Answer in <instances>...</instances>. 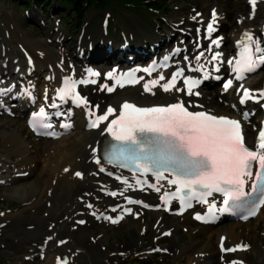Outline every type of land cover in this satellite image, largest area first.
<instances>
[{
	"label": "rangeland",
	"instance_id": "rangeland-1",
	"mask_svg": "<svg viewBox=\"0 0 264 264\" xmlns=\"http://www.w3.org/2000/svg\"><path fill=\"white\" fill-rule=\"evenodd\" d=\"M154 1L157 4L155 11L139 5V3L148 5L140 1L137 3L133 0L114 1L106 7L96 6L91 8L85 19L80 21L76 17L70 19L74 11L68 8L65 9L60 4H53L49 8L45 6V10H42L39 5H32L31 7L29 4L26 5L24 0H0V49L3 51V56L0 57V69H5L4 67L7 66L11 70H16L17 74L22 73V71H19L20 63H25L24 54L26 52L30 53V50L19 37L23 35L36 42L43 41L45 49L50 48L58 53L60 51L65 52L67 56L73 54V57L78 58V60H82L83 57L100 60V66L106 63L105 59L115 60V57L107 52L110 41H115V48L121 49L123 53L121 58L125 60L131 58L130 52H124L126 43L141 46L139 50L146 52L148 56L154 45L162 43L173 35L176 36L171 39L172 45H176V42H180L181 39L182 42L187 41V46H194L198 42V28L195 25H190L191 22L187 17V13L184 17H181L184 19L179 22H176V20L181 18L175 19L174 15L181 12H191V14L201 17L204 13L209 14L210 9L215 7L214 5L221 6V2L218 0ZM205 2H207L206 6H204ZM224 2H229L233 6L228 17L230 28L222 35L224 37L223 47L229 48L227 55L229 57L233 48V33L239 29L236 20L239 17L247 18L249 15L251 19L252 10L250 9L249 0H224ZM211 11H214V9ZM66 12L68 16H66ZM263 21L264 9L260 11L258 19L251 23L252 28L255 29V34H258ZM206 26L207 24L202 25V34ZM107 30H109L108 33ZM183 34L186 35L181 38ZM207 36L209 37V35ZM214 36L215 34L211 35V38ZM121 37L128 40L123 41ZM36 42L34 44L35 48H39ZM16 52L20 54L19 57ZM81 52L85 53L80 55ZM227 57L224 59L226 60ZM15 65L16 69L13 67ZM55 65L58 64L55 63ZM38 69L35 89L39 94V102H41L44 90L48 92V89H50L45 87L48 81L46 82L44 77L45 73H49V70L43 65ZM34 71V68L27 71L25 74L27 78L24 81L31 83L34 78H30L29 74H35ZM256 78L261 86L264 83V69L259 72ZM9 80L10 83L12 79ZM220 87L219 83H212L203 91L213 90L218 92L221 89ZM219 103H221L220 100ZM25 125L24 116H20L18 113H13L12 116L3 115L0 112V264H52V257L55 252L58 253L57 258L61 261L63 255H66L68 257L67 264L190 263L186 255L183 259L180 257V252L192 244V240L186 232H178L177 234L173 232L169 236H163L162 231L164 229L168 228L167 230H169L172 228V221L166 220V225L159 228L156 224L158 220L156 215L149 212L141 213L140 210H136L140 214L139 219H134L131 216L124 220L121 225L113 224L111 218L104 217L107 206L117 201L114 202L113 199L106 197L105 193H103L105 197L101 203L100 199L97 202L92 197L87 199L90 204H95L96 207L103 209L100 211V215L94 216L93 214L94 219L92 221H86L84 224L79 223L77 216L85 217L82 210H73L74 212L71 215L64 214L63 222L66 221V228L63 234L56 236V244L61 237L65 243L58 245L57 251L47 248L44 242L50 241L52 236L45 240L46 236L44 237L43 234L45 233L48 236L51 231L46 229L47 226L56 229V223L60 222V218L55 215L56 211L53 210L59 209L63 195L59 191L57 182H50L49 188L47 187L44 193L41 209L37 210L32 207L36 200L31 197L33 193L31 189H16L18 185L34 183L48 157L45 153L41 155L33 152V148H31V156L39 162L36 166L37 169L30 175L26 172L27 174L24 177H20L19 175L23 174L20 171L25 170V168L20 169L18 166V162L22 157L20 154L14 153L15 140H12V137H14L12 134L22 126L24 131L18 132V135L25 145L32 147L33 143L38 142L53 148L63 146L70 138L77 137L82 130L75 128L74 125L60 139L48 140L33 137L27 131ZM249 125L253 126L254 123ZM51 187H55L57 192L53 197L51 196ZM146 198L151 200L154 197L151 195ZM79 201L85 202L86 200L79 199ZM88 206L89 204L81 203V208L88 209ZM15 214L17 216L22 214L17 222L10 219ZM262 217H264V210ZM249 222L250 226H253L255 219ZM229 223L235 222L228 219H223L221 222L222 225ZM131 226L134 229L132 232H130ZM77 227L80 228L77 230ZM73 232H76V236L81 234L77 244L72 242L70 238ZM60 241H58V244ZM213 243L216 246V239H213ZM258 246H260L264 257V241L260 245L258 242ZM126 250L127 253H125ZM134 254H136L135 257H133ZM145 254H148V256ZM40 255L45 257L40 258ZM248 257L250 259L249 264H264V258L258 256L254 251L249 252ZM197 258H194L192 264H196ZM238 262H241V264L246 263L243 260ZM213 264L224 263L222 259H217Z\"/></svg>",
	"mask_w": 264,
	"mask_h": 264
},
{
	"label": "snow or ice",
	"instance_id": "snow-or-ice-1",
	"mask_svg": "<svg viewBox=\"0 0 264 264\" xmlns=\"http://www.w3.org/2000/svg\"><path fill=\"white\" fill-rule=\"evenodd\" d=\"M257 2L258 0H249L253 16ZM217 19L214 10L211 22L206 29L209 39L216 31L214 25ZM212 43L220 47L221 40L216 39ZM176 51L179 52V49ZM202 56L203 53H200L196 58L199 59ZM221 58L222 53L215 52L208 61L209 63L218 62L215 65L217 72L220 71V64L224 63ZM168 59L169 57H165L163 64H154L153 67L144 71L151 75L152 72L158 71V68L167 66ZM227 63L232 66L231 71L235 74L236 80L245 79V74L264 65V46L261 40L250 31H245L238 42V59H230ZM203 68L204 65H199L194 70L201 71ZM100 76V72L89 70L86 78L67 77L62 81L63 87L57 90L56 98L63 102L71 100L78 107L90 108L89 101L81 96L78 86L96 84V78ZM106 78L114 81V86L102 85L108 92L115 91L116 87L124 88L126 85L137 84L141 79L137 77L135 71L122 74L108 72ZM178 78H183L187 95H199L198 92H194V89L198 87L200 81L184 77L182 69L172 75L166 83H160L165 80L163 75H160L157 80L145 83L144 91L155 95L152 89L157 86L164 92H171L174 89L183 91V88H176ZM232 86V79L223 84L225 91ZM14 87L15 85L12 86ZM10 91L11 88L0 89V97ZM257 96L264 98V91L254 95L250 90L243 89L240 103L244 104L253 99L259 103ZM2 106L0 104V107ZM52 107H58V105L53 104ZM120 107L119 115L112 120H109V117L116 114V109L112 107H108L103 114L99 115L89 111V117H95L90 119V127L99 128L101 124L107 122L106 131L112 141H115L103 152V160L106 164L127 169L142 176L150 174L155 177L157 183L167 179L165 173H168L172 178L167 182L175 186V191H165L162 195L163 203L169 204L171 200H178L184 208H191L193 201L206 204L208 215L195 217L205 223L215 220L217 211L231 212L233 215L244 213L242 218L248 219L249 216L256 215L259 208L264 207V129L259 131L256 148L252 149L245 144L240 121L207 112H191L183 100L153 107H140L126 101ZM244 115L247 117V113ZM47 116L45 109L41 108L38 117L33 119L31 126L38 135H56L54 132L47 131L53 126L47 121ZM62 127L67 129L71 125L63 124ZM95 162L100 165L101 159L97 158ZM254 165L257 166L255 174L253 173ZM99 171L104 172L105 167L101 166ZM108 174L113 175L111 172ZM76 175L81 174L77 172ZM116 179L132 187L127 179H122L120 176H116ZM249 181H252L250 187ZM136 184H147V180L137 179ZM148 187L160 192V187L154 184H148ZM214 194H220L223 197V207L220 209H217L215 203H209V197ZM110 195H116V193L113 192ZM128 202L136 203L133 200ZM221 248L228 252L237 251V248L225 249L223 241ZM246 249V245L239 246V250ZM231 264H241V262L232 261Z\"/></svg>",
	"mask_w": 264,
	"mask_h": 264
},
{
	"label": "bare ground",
	"instance_id": "bare-ground-1",
	"mask_svg": "<svg viewBox=\"0 0 264 264\" xmlns=\"http://www.w3.org/2000/svg\"><path fill=\"white\" fill-rule=\"evenodd\" d=\"M221 2V6H218L217 4L213 7L214 10H216L217 14V23L214 25L216 28L215 32H219V35L209 39L205 32H203L202 25H208V23L211 22L212 16H211V10L209 11V14L204 13L201 17H198L196 14H191V12H181L174 15V18L178 17H184L185 13L188 14V18L190 19L191 26L195 25L198 28L199 35L197 36L198 42L193 45L188 46L187 51L183 50V52L177 57L180 59L184 56H189V61L194 63H200L204 62L205 59L211 60L212 54H214L216 51H221L222 57H225L228 55L229 48L223 47L221 49H217L215 44H213L211 41L212 39L217 38L220 35H223L225 31H227L230 28V23L228 22V17L231 14L232 5L229 2H224V0H218ZM207 2L204 3V6H206ZM264 9V0H258L257 2V10L255 12V15H252V18L250 19V15L247 18L239 17L236 21L239 25V29L233 33V43L234 41L240 39V35H242L245 31H251L254 32L255 29L252 28L251 23L258 19L259 13L261 10ZM184 18L177 19L176 22H179L180 20H183ZM262 29L264 28V21L261 23ZM186 34H183L181 38H184ZM176 36V35H175ZM174 35L162 43H159L160 47L155 48V50L163 49L166 47H170L172 45L171 39L175 37ZM22 39V42L24 45L27 46L29 52H26L29 56L33 57L34 60V83L35 79H37V75L39 72V69L41 65L45 66L47 70H49V73H45V78L48 75H51L53 77V80L49 84H45V87H49L48 92L44 90L43 92V99L52 97L54 95L55 90L61 86L62 81L67 78L71 77L73 79H77L81 72L80 70L83 68V63L85 62L86 58L83 57L81 61L78 60V58L73 57V54L67 56L65 52H56L53 49H45L43 41H33L29 38L23 36H19ZM200 38V39H199ZM261 40L262 46H264V39L259 38ZM177 40V39H176ZM35 42L38 44L39 48H35ZM110 43L115 44V41H110ZM175 43V42H174ZM186 43H182L181 39L180 42L177 41L176 45L172 48H180ZM23 45V44H22ZM23 45V47H25ZM145 45V44H144ZM233 45V44H232ZM130 48L136 50L139 52V49L141 46H137L131 44ZM154 49V47H152ZM126 50V49H124ZM84 51V50H83ZM2 49H0V57H2ZM85 52H81L80 55H83ZM203 53V56L197 59L196 57ZM8 54V53H7ZM130 56H135L134 54L130 53ZM16 55L19 57V53L16 52ZM78 56V55H77ZM10 61V60H7ZM14 61V60H13ZM103 61V60H102ZM101 61V62H102ZM106 63L103 66H100V60L89 58L86 62L90 63V66H93L96 71L101 72L102 69H107L108 64L111 63L109 59H105ZM4 62H6L4 60ZM217 62V61H214ZM58 64L57 66L55 65ZM83 64V65H80ZM128 63V60H122L118 59L117 63L111 64V66H118L119 68H123ZM7 65V64H6ZM80 65V66H79ZM221 66V72H225V66L223 64ZM16 68V65L13 66ZM5 69H0V84H6L3 87H8L12 83L17 82L21 83L24 82L27 78L25 75L27 71L32 70V67L25 63H20V71L22 73L17 74L14 72V70H11L7 68V66L4 67ZM111 70V69H109ZM108 70V71H109ZM261 70V69H260ZM106 72V71H105ZM213 71H211L212 74ZM258 75L254 76L253 78H248L245 82L249 83L254 90V94H258L261 91H264V83L261 84V86L258 84L259 81H257ZM13 79L10 84H7V80ZM256 79V81H254ZM1 85V86H2ZM260 86V87H258ZM35 88V87H34ZM21 89V88H20ZM179 89V88H177ZM222 90V89H221ZM155 95L152 93L146 94L144 93L140 87L135 86L134 88H125L123 90H118L114 94L107 95L102 90H100L99 87H87L84 88L81 92L83 97H86L89 101V107L84 106H77V112L75 114V122L73 126L75 125V128L81 129L82 132H79L78 136L75 138H70L63 146H55L53 148L49 146H45L42 143H33L32 147H29L28 145H25V143L22 141L21 138H19L18 132L24 131L23 127L20 126L17 131L13 132L12 140H15V147H14V153L20 154L21 159L18 162V166L20 169H24L22 175H19L20 177H24L28 172V175L35 172L37 169V164L39 163L32 155L31 148H33V152H37L47 155L46 164L42 167L40 173L37 175V178L34 183H25L17 186V190L30 188L33 192L31 197L35 198V202L33 204V208L40 210L42 206V199L44 198V193L47 190V187L49 188L50 182H57L59 185V191L63 195V199L61 202V206L59 209H55L53 211H56L55 215L57 218H60V222L56 223V229L51 228L49 225L46 229L51 231L49 235L43 234L45 237V240L48 239V237L52 236V239L50 241H47L44 244L47 246V248H52V251L58 250V241L56 244V236L61 235L64 232V229L66 228V221L63 222V219L65 217L64 214L71 215L74 211L73 210H82L83 215L85 217L77 216L78 221L80 224H84V222L92 221L93 213L94 216L100 215V211L103 209H100L99 207H96L95 204H90L87 199L92 197L95 202L99 201L100 203L103 202L104 199V192L113 191V187L115 186V181L109 179L107 176H105L101 171H99L100 167L104 165L101 164L98 165L95 161L97 158H100V151L103 146V143L106 142L108 139L111 138V136L106 131L107 122L103 123L99 129L97 130H89L87 127V119L89 117V111H94L95 108L98 109L100 114H103L108 107H112L116 109V114L114 116H110L109 120L115 119L116 116L119 115L121 111V105L124 102H130L134 103L137 106L140 107H153V106H165L171 103H175L177 100H183L185 102V105L190 107L193 111H204L212 115L216 116H224L232 119H240L241 115H239V112L242 109H247L246 107H241L237 104L236 94L231 91L224 93L223 95L220 94V91L216 92L213 90H208V92L202 91L199 95V97H195V95L189 96L186 95L183 91H176L173 90L169 93H164L160 90V87L152 90ZM219 100H221V103H219ZM24 101V99H23ZM21 102L18 104L16 108L12 109L13 113H18L20 116H24V113L28 109V105L25 102ZM42 103L39 104V106ZM12 107L14 104H10ZM17 105V104H16ZM234 105V106H233ZM253 110H256L253 108ZM72 118V120H73ZM93 118V117H91ZM71 120V121H72ZM27 121V119H26ZM25 121V124H26ZM255 119L254 117L251 118L249 121H245L242 124L243 129L247 133V141L251 142L254 139V132L251 125L247 123H254ZM25 128L27 129L26 125ZM27 131L31 134V132L27 129ZM103 131V134H102ZM18 138V139H17ZM38 141V140H36ZM79 172L81 175L77 176L76 173ZM52 194L51 196L55 195L56 188L51 187ZM121 195H136L140 198H145V193H138L136 192L132 187L127 189L125 187H121L119 189ZM119 195L118 202L121 203L122 196ZM163 194H160L159 197H154L150 200L151 203H155V206H158L161 204V196ZM79 199H85V202H80ZM81 203H86L91 205V207L88 206V209L81 208ZM116 203V204H117ZM218 204V202L216 203ZM107 209L106 213H109V209ZM204 209V208H203ZM28 210V209H27ZM24 210V211H27ZM264 207L260 210L259 214L255 218V224L253 226H250V222L242 223L240 221H237L235 223H229L226 225L217 224L216 226L213 225H206L204 223L196 222L192 219V212L185 213L184 215L180 217L171 216L170 213H165L162 210L156 211V212H149L150 214H154L157 216V225L159 228H162L166 225V220L172 221V228L171 234L175 232L176 234L178 232H186L188 234V237L192 240V244L187 249H184L182 252H180V257L189 258L190 263L192 264L194 262V258L198 257L195 261L196 264H213L217 259H222V262L224 264H231L232 261H245L246 263L250 262V259L248 257V253L251 251H254L258 256L261 258L263 257V253L260 250L261 242L264 241V217H262ZM196 211V209H195ZM144 213V211H141ZM22 216L20 214L17 216V214L13 215L10 218L12 221L17 222L19 218ZM116 214L114 215V217ZM125 220L128 219V217L124 218ZM123 219V220H124ZM117 221L114 224L121 225L124 221ZM111 222V221H110ZM77 227L76 229L78 230ZM168 229V228H167ZM164 229L163 231L167 230ZM134 229L131 226L132 232ZM162 231V232H163ZM170 234V235H171ZM81 234H77L76 232L71 233V240L75 244H77V241L80 239ZM221 237H225V240L223 242V245L225 248L236 246V245H249L250 249L248 251H243L240 253H235L233 257L226 256L227 252L224 251V253L221 252V249L219 247ZM44 239V238H43ZM55 239V240H54ZM213 239H216L217 244L214 246ZM50 251V252H52ZM127 253V250L125 251ZM58 253L53 254V263L57 264V262H60L61 260L57 258ZM148 256V254H145ZM136 254L133 255L135 257ZM57 258V259H56ZM181 259V260H182Z\"/></svg>",
	"mask_w": 264,
	"mask_h": 264
},
{
	"label": "trees",
	"instance_id": "trees-1",
	"mask_svg": "<svg viewBox=\"0 0 264 264\" xmlns=\"http://www.w3.org/2000/svg\"><path fill=\"white\" fill-rule=\"evenodd\" d=\"M117 2L119 0H24V3L27 5L29 4L30 7L32 5L34 6H40L42 10H45L46 8H49V6H52L53 4H60L63 6V8H68L69 10H73L74 13L70 16V19H74L75 17L79 19L80 21L85 19V16L87 12L96 6L99 7H106L111 2ZM135 3L141 2L146 3L152 9L157 8V4L154 0H133ZM66 16L67 12H66ZM79 21V22H80Z\"/></svg>",
	"mask_w": 264,
	"mask_h": 264
},
{
	"label": "water",
	"instance_id": "water-1",
	"mask_svg": "<svg viewBox=\"0 0 264 264\" xmlns=\"http://www.w3.org/2000/svg\"><path fill=\"white\" fill-rule=\"evenodd\" d=\"M64 259L66 260V257H64Z\"/></svg>",
	"mask_w": 264,
	"mask_h": 264
}]
</instances>
